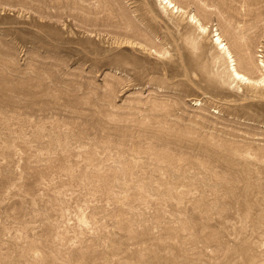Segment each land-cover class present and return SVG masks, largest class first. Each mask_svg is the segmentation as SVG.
I'll use <instances>...</instances> for the list:
<instances>
[{"label":"rangeland","instance_id":"rangeland-1","mask_svg":"<svg viewBox=\"0 0 264 264\" xmlns=\"http://www.w3.org/2000/svg\"><path fill=\"white\" fill-rule=\"evenodd\" d=\"M173 1L0 0V264H264V0Z\"/></svg>","mask_w":264,"mask_h":264},{"label":"bare ground","instance_id":"bare-ground-1","mask_svg":"<svg viewBox=\"0 0 264 264\" xmlns=\"http://www.w3.org/2000/svg\"><path fill=\"white\" fill-rule=\"evenodd\" d=\"M167 9H172L178 12H183L182 9L175 4L173 0H159ZM194 20H196V24L198 25V28L201 32H208V28L205 27L200 20L197 19V17H193ZM213 43L218 47V50L221 51V55H223V58L227 62L229 72L231 74V77L242 84H247L251 86H264V62L261 63V67L263 68L262 73L263 76L259 80H254L250 77H248L246 74L242 73L240 70H238V64L235 55L231 51L230 47L227 43L222 39L221 34H217L213 37Z\"/></svg>","mask_w":264,"mask_h":264}]
</instances>
